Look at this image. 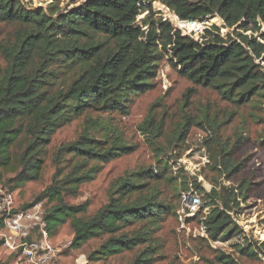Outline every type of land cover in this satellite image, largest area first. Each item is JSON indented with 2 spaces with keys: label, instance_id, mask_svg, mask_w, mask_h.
<instances>
[{
  "label": "trees",
  "instance_id": "1",
  "mask_svg": "<svg viewBox=\"0 0 264 264\" xmlns=\"http://www.w3.org/2000/svg\"><path fill=\"white\" fill-rule=\"evenodd\" d=\"M155 2L181 22L217 18L230 32L223 40L219 29L210 26L195 41L161 18L152 19ZM143 13H147L142 21L145 29L136 24ZM0 23L15 26L0 42L4 63L0 65V169L15 174L7 182L12 184L7 189L10 192L39 179L46 145L58 129L82 115H128L132 98L151 89L165 57L180 67V75L194 87L213 90L235 108L264 97V0H84L65 9L53 3L46 10L26 8L20 0H0ZM191 93L195 90L189 89L186 97ZM103 121L85 118L79 137L53 153L50 184L15 210L54 202L43 216L50 237L66 222L72 230V248L100 234L109 236L88 256L89 263L143 245L130 264H150L154 249L147 233L128 237L119 231L121 225L160 217L167 209L159 192L147 189V180L155 178L151 169L128 172L117 179L107 202L89 217H83L88 201L70 203L82 184L95 179L102 164L132 150ZM189 123L207 133L204 144L215 169L221 168L227 176L241 171L243 164L233 158L242 144L240 138L230 145L222 141L219 131L224 123L207 113L176 125L166 138L170 149L179 147ZM162 129L163 122H156L152 110L139 126L157 158L164 152L158 141ZM100 131L104 133L96 138ZM249 186L243 181L236 188L219 192L213 188L205 194L208 214L203 226L211 242L238 234L233 232L236 225L230 213L239 209L238 199H245L243 192ZM179 190L190 191L187 183ZM194 191L201 195L203 189L195 184ZM250 247L256 249L251 255L264 259V242ZM217 260L236 264L223 253Z\"/></svg>",
  "mask_w": 264,
  "mask_h": 264
},
{
  "label": "rangeland",
  "instance_id": "2",
  "mask_svg": "<svg viewBox=\"0 0 264 264\" xmlns=\"http://www.w3.org/2000/svg\"><path fill=\"white\" fill-rule=\"evenodd\" d=\"M30 9L46 10L53 3L60 9L69 5H77L84 0H20ZM152 19L167 22L174 30L183 36L197 41L210 26L219 29L221 38L230 30L223 27L220 19H206L195 23H179L164 6L159 3L151 5ZM147 13L138 16L136 24L145 29L142 21ZM191 24V25H190ZM190 25V26H189ZM197 25V27H193ZM15 29L14 25L0 23V42L5 41ZM207 37V35H206ZM170 57H165L158 66L156 78L152 81L150 90L133 97L128 115H100L97 113L82 115L69 124L58 129L46 145V155L40 177L37 181L26 182L12 191L15 206L28 203L33 196L47 187L54 173L52 155L62 144L76 140L84 126L85 118L103 119L105 126L116 130L118 135L132 150L120 157L102 164L95 179L79 187V195L70 199V203L79 204L88 201L87 212L83 217L93 215L107 202L111 185L128 172L141 169H151L155 178L147 180V189L159 192V200L166 206L160 217L145 218L121 225L120 234L130 237L145 231L154 249L150 264H223L217 260L223 253L234 260L236 264H264V259L251 255L256 249L250 246L264 241V97L257 103H250L241 108L222 101L211 89L194 87L191 82L179 73L180 67H175ZM0 65L4 66L3 61ZM195 93L187 98V91ZM150 110L156 122H163L162 136L158 138L164 149L159 158L148 144L147 138L139 131V126L145 120ZM207 113L217 123H224L220 128V138L228 141L229 145L240 138L242 144L235 150L233 158L236 163L243 164L241 171L227 176L221 168H214L204 140L207 137L204 129L189 123L186 127L184 140L178 146L170 149L166 138H170L176 125L185 122L187 118L196 119ZM104 132L95 133L101 138ZM113 135V133H112ZM110 134V136H112ZM103 138V137H102ZM69 167H65L68 171ZM15 174L8 169H0V190L10 192L7 182ZM250 183L249 189L243 192L245 199H238L239 209L230 213L238 232L226 241L211 242L203 226L208 209L204 207L205 194L213 188L219 192L223 188H236L241 182ZM182 183H187L190 191L183 193L179 190ZM199 184L203 189L201 195L194 191V185ZM146 189V190H147ZM144 190L143 192H146ZM43 211L54 205V202L41 203ZM100 234L97 238L81 244L77 248L71 245L61 251L54 264H130L144 246L139 245L132 251L103 258L95 263H89L88 256L108 238ZM72 230L69 222L60 226L50 237L54 247L71 242ZM5 248H0V264H16Z\"/></svg>",
  "mask_w": 264,
  "mask_h": 264
},
{
  "label": "built area",
  "instance_id": "3",
  "mask_svg": "<svg viewBox=\"0 0 264 264\" xmlns=\"http://www.w3.org/2000/svg\"><path fill=\"white\" fill-rule=\"evenodd\" d=\"M15 209L13 193L0 190L2 247L15 257L16 264H54L57 256L70 246L71 242L62 246H53L43 221L44 211L41 203L24 211Z\"/></svg>",
  "mask_w": 264,
  "mask_h": 264
},
{
  "label": "water",
  "instance_id": "4",
  "mask_svg": "<svg viewBox=\"0 0 264 264\" xmlns=\"http://www.w3.org/2000/svg\"><path fill=\"white\" fill-rule=\"evenodd\" d=\"M189 23H192V22H189Z\"/></svg>",
  "mask_w": 264,
  "mask_h": 264
}]
</instances>
